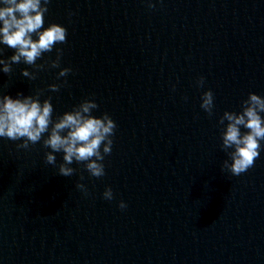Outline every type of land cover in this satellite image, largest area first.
<instances>
[{
    "label": "water",
    "instance_id": "1",
    "mask_svg": "<svg viewBox=\"0 0 264 264\" xmlns=\"http://www.w3.org/2000/svg\"><path fill=\"white\" fill-rule=\"evenodd\" d=\"M48 9L41 30L60 24L67 42L36 61L43 70L23 61L0 70V95L40 92L54 121L94 99L92 115L107 112L117 128L100 178L75 161L72 176L60 175L63 152L47 164L49 133L28 149L0 137V264H264V140L235 176L223 168L232 149L219 123L249 93L264 97V0H50ZM14 54L0 43V59ZM63 68L72 71L57 78ZM208 90L212 116L200 106Z\"/></svg>",
    "mask_w": 264,
    "mask_h": 264
},
{
    "label": "clouds",
    "instance_id": "2",
    "mask_svg": "<svg viewBox=\"0 0 264 264\" xmlns=\"http://www.w3.org/2000/svg\"><path fill=\"white\" fill-rule=\"evenodd\" d=\"M49 3L50 0H0V43L15 49V54L8 60L0 59V65L3 66L0 70L3 73L10 74L13 71L12 65L21 61L43 70L45 64H37L36 61L44 53L52 52L56 44L67 42V29L60 24L51 23L41 30ZM149 7L155 5L149 4ZM34 35L38 39H34ZM56 51V59L50 62L52 68L60 67L63 49ZM71 71V68H63L57 78L65 77ZM22 75L36 79V73L27 69ZM204 82V77L197 81L200 87H203ZM60 87L59 84H52L49 89L57 92ZM40 95V92L36 96L18 93L16 98L8 94L0 95V137L13 141L23 139L17 148L28 149L30 144L41 141L43 134L49 133L43 140L44 147L51 149L46 153V163L55 165L54 153L63 152L64 162L59 165L60 175L72 176L76 169L69 165L75 161L84 163L91 176L103 177L106 174L103 161L106 155L111 154L116 122L107 112L100 117L92 115L93 110L99 107L94 99H85L72 111L65 112L54 121L51 98L41 102ZM201 99V108L212 116L214 93L208 90ZM242 109L239 113L226 111L219 121L220 125L228 122L221 133L222 148L225 151L232 149L228 153L231 163L225 160L223 168L235 176L254 166L260 156V141L264 140V117L261 115L264 113V97L249 93L248 99L243 101ZM241 127L247 131L242 133ZM77 188L85 195L88 194L83 183H78ZM103 197L106 200L114 199L111 187L106 188ZM119 207L125 209L127 204L121 201Z\"/></svg>",
    "mask_w": 264,
    "mask_h": 264
}]
</instances>
